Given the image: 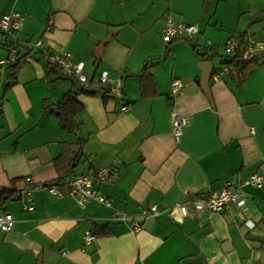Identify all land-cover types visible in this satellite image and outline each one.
<instances>
[{
    "label": "crops",
    "instance_id": "0c3cea01",
    "mask_svg": "<svg viewBox=\"0 0 264 264\" xmlns=\"http://www.w3.org/2000/svg\"><path fill=\"white\" fill-rule=\"evenodd\" d=\"M10 11L23 15L22 28L14 37L0 31V60L16 47L23 63L7 90V67L0 70V211L15 220L0 233V264H264V186H245L241 209L189 207L183 217L173 207L227 180L239 186L254 173L264 178V60L240 83L233 72L210 77L209 97L197 53L210 48L214 70L232 35L264 38V0H0V16ZM168 16L198 32L164 40ZM37 39L82 61L95 81L101 70L121 78L122 98L104 101L92 87L94 94L78 93V129L62 130L54 112L74 79L50 73L40 50L27 54ZM174 78L183 89L172 97ZM172 112L188 117L178 140ZM101 168L110 172L93 187L111 206L77 205L64 182ZM36 183H57L62 196ZM152 204L160 213L137 232L117 217ZM95 226L105 229L84 248L82 234Z\"/></svg>",
    "mask_w": 264,
    "mask_h": 264
},
{
    "label": "built area",
    "instance_id": "2783aa9c",
    "mask_svg": "<svg viewBox=\"0 0 264 264\" xmlns=\"http://www.w3.org/2000/svg\"><path fill=\"white\" fill-rule=\"evenodd\" d=\"M23 22V15L16 11L5 12L0 16V31L6 36L14 37L21 28ZM198 32L196 24L176 23L169 16L165 18L164 27L162 29V38L166 41L190 36ZM28 53L34 52L36 49L40 50L41 57L47 64L56 66L60 69L61 73L70 76L79 84H85L88 80V75L82 61L73 60L71 54L65 50L51 51L45 47L41 39L30 42L28 45ZM240 48L244 50V56L251 57L252 55L264 51V38L261 40H253L252 35L248 34L243 38V44L240 43V38L237 35L229 37L223 45V53L225 55H232ZM18 57L16 47L9 49L8 56L0 60V70L7 67L11 62H14ZM228 74V68L225 65H219L216 69L212 70L211 76L214 80L221 79L224 75ZM99 84L103 85L109 94L114 99L122 98V79L113 78L109 75L108 70H101L97 76ZM183 89V82L179 78H174L170 83L169 94L175 97L181 93ZM120 111L124 112L129 109V104L123 103L120 105ZM172 134L178 140L182 128L188 124V117L172 112L171 116ZM109 168L97 169L93 174L82 173L69 177L64 186L70 195L75 198L77 205L83 207L86 202L94 200L102 205L110 207L112 204L111 199L101 195L94 187L95 180H103L109 174ZM29 181V178L26 179ZM250 186L254 188H261L264 186V178L258 173L251 174L243 180L239 186L235 185L233 181L227 180L223 186L206 194H197L185 198L184 200L174 204V208L183 217L189 213V207L197 211H211L222 212L228 211L232 206L241 209L246 206V198L243 188ZM45 187L46 190L56 196L61 197L62 193L57 189L56 185L48 184L43 186L40 183L33 185V188L40 189ZM19 195H15L14 199H18ZM33 205L30 202H23V209L31 211ZM160 213V208L156 204H152L140 208L137 215L132 216L124 212H118L117 217L128 224L132 232H137L142 227L143 220L148 216H155ZM14 218L8 212L0 211V233H6L13 230ZM248 228L255 226L254 222L246 221ZM96 239V235L91 230H85L82 234V242L84 248L92 245Z\"/></svg>",
    "mask_w": 264,
    "mask_h": 264
},
{
    "label": "trees",
    "instance_id": "16d2710c",
    "mask_svg": "<svg viewBox=\"0 0 264 264\" xmlns=\"http://www.w3.org/2000/svg\"><path fill=\"white\" fill-rule=\"evenodd\" d=\"M233 36V35H232ZM240 43L243 44V35H239ZM9 45H13L10 43ZM194 48L195 45H192ZM210 48H208V51ZM223 56L225 60L220 65H225L228 68V74L232 73L235 74L236 80L238 83L242 82L246 75L257 65H259L262 60H264V51L258 52L251 57L244 56V50L238 48L234 54L232 55H225L223 53ZM23 57L18 56L17 59L14 62H11L7 66V82L5 85V90L9 89L12 85L16 83V74L17 70L20 67ZM99 58H96L98 60ZM50 69V73H58L61 76H66L61 73L60 69L53 65H48ZM147 65L144 64L142 67L139 76L141 78V85H142V91L145 92L144 86L145 81L144 77L147 75ZM58 77V76H57ZM71 78L70 76H66ZM74 84L72 88L67 91L61 100L56 104V111L54 112V115L57 119L58 125L62 130H64L67 133H74L78 129V124L76 123V116L81 110L80 104L77 102V94L78 93H87V94H94L96 90L90 89L97 88L99 91H102V100L106 101L110 97L113 98L107 89L99 84V82L94 80V77H88V80L85 84H79L75 80L73 81ZM56 185L55 183H51ZM105 228L102 226H95L93 229V233L96 235V233L104 231Z\"/></svg>",
    "mask_w": 264,
    "mask_h": 264
},
{
    "label": "water",
    "instance_id": "95a60500",
    "mask_svg": "<svg viewBox=\"0 0 264 264\" xmlns=\"http://www.w3.org/2000/svg\"><path fill=\"white\" fill-rule=\"evenodd\" d=\"M111 35H112V34H109L106 38H104V39L100 42V44H99V46H98V48H97V50H96V52H95V54H96L97 56H99V55L101 54L105 42H107V41L110 39V36H111ZM197 53H198V55H199L201 58H205V59H203L202 61H200V68H201V70H202V76H201V78H200V85H201L202 91H203L207 96L210 97V92H209V78H210V76H211V72H212V70H213V62H212V60H211L209 57H207V56L209 55L208 51H206V50H204V49H202V48H201V49L198 48V49H197ZM206 57H207L208 59H206Z\"/></svg>",
    "mask_w": 264,
    "mask_h": 264
}]
</instances>
